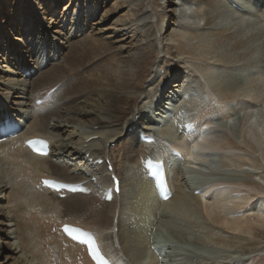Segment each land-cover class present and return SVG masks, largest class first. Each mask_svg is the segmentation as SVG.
<instances>
[{"label":"bare ground","instance_id":"1","mask_svg":"<svg viewBox=\"0 0 264 264\" xmlns=\"http://www.w3.org/2000/svg\"><path fill=\"white\" fill-rule=\"evenodd\" d=\"M14 1L16 8L10 11L7 1L0 0V14L8 8L7 18L11 19L10 29L6 27L9 24L7 21H0V32L3 31L0 33V54L5 52L6 58L8 52L14 50L8 61L16 68V71L11 70L9 65V70L5 71L0 67V126L8 119L23 125L24 129L16 137L0 142V166L3 165L0 168V264H95L89 257L86 246L74 242L62 231L61 227L65 223L93 233L104 253L114 264H146L150 260V255L153 254L150 251L149 233L158 223L157 213L159 216L161 211L163 214L170 211L181 216L197 213L202 209L212 224L219 225L231 233L244 232L246 215L244 212H238L248 199L251 201V195L235 189L237 186L230 181L201 186L202 189L198 190L195 188L194 192L200 191L198 197L190 195L189 191L186 192L181 189L183 186L179 185L183 165L194 169L199 161L204 163L209 160L206 152L222 149L225 151V147L229 152L234 150V146L227 140H214L212 130L208 129L210 121L214 123L212 110H217L223 117L230 110L227 105L219 101L214 102L194 119H187L182 115L181 119H186L187 123L193 126V131H189L181 122L177 127V132L180 131L178 140L167 144L163 142L162 145L158 142L159 147L161 145L160 155L156 151L153 156L151 154L157 147L158 138L160 141H169L173 130H176L173 124H169L168 127H161V134L152 132L150 135L148 131L156 130L154 126L158 125L151 122V129L144 128V109L139 106L141 98L148 93L149 81L158 71V40L162 39L164 52L168 56L174 54L169 47V40L174 35L172 27L175 23L170 24L168 21L171 17L175 18L176 0H114L115 4H112L111 8L121 12V16L110 26L105 15L108 5L102 4L101 0ZM65 1L67 2L57 14V8ZM108 1L104 0V3ZM194 1L197 4V13L205 19L204 24L208 26L207 32L201 33L202 35L194 33L193 30V34L190 33L192 36L190 35L189 39L194 49L206 58L219 54L223 56L224 61L225 58H232L233 61L236 55L233 56V53L239 52V55L242 51L243 59L249 55L252 60L255 59L251 62V65H254L252 68L261 64L264 31L257 30L254 31L255 34H250L248 30L252 31L251 27L258 22H262L264 27V0H234L235 5L226 0ZM99 3L100 6L97 7ZM150 4L163 11V14L158 15V22L149 11ZM252 9L256 11L250 16ZM103 10L104 13L96 19ZM238 12L243 13L242 17H235L236 14H241ZM18 13L21 15L15 17ZM25 16L29 19H24ZM228 18H236L239 21L232 19L234 22L230 27L221 25V22ZM245 23L249 25L247 28ZM114 24L115 27L111 28ZM20 27L25 28L26 32L33 28L39 30L35 39L38 38L42 45H45L42 52L39 46L36 47L37 43H21V46L15 43L14 46L6 44L11 38H15L12 35H15ZM243 27L247 31L242 30ZM123 31H132V36L130 33L124 35ZM19 34L21 33L18 32L17 36ZM16 39L14 42L18 43L20 40ZM92 44H95V47L91 49V55L98 56V59L88 65V71H93L90 77L93 76L95 81L84 79L88 84L80 87L78 84H83H77V78L81 76V73H78L80 67H85L94 59L92 56L84 59L81 53ZM105 55L110 57L101 68H97L99 60ZM238 55V59H242ZM173 59L175 60V57ZM163 62L167 63L168 59L163 58ZM3 63L5 62H0V66ZM14 63L18 65L15 66ZM221 64L223 66V63ZM169 77L176 81L167 80ZM175 77L166 76L165 72V78L154 87L153 94L149 93L147 96L150 103L156 105L158 91L167 82L166 87L172 86V90H167L168 94L163 96L160 102L165 105L167 101L173 102L178 97L177 104L182 101L179 113H183L187 103H199L192 100L191 96L194 99L199 97L196 93L188 91L189 86H185V90L178 93L177 89L182 86L183 81ZM214 77L209 74L208 80L212 82ZM261 78L250 77L246 86H237L235 89L241 95L244 94L245 98L251 99L258 108L264 104V85H261ZM43 80L48 84L42 83ZM260 85V88L256 87ZM89 87L93 92L86 91ZM53 89L55 91L47 95ZM98 90L102 95L99 96ZM38 100L42 101L40 106L36 103ZM168 108L162 112L163 115L170 112ZM27 109L31 110L26 115ZM261 109H249L251 114L247 121L249 133L246 142L253 150L262 144L260 141L264 138V125L259 122L260 111H263ZM63 111L66 112L65 115ZM170 115H173L172 111ZM54 118L57 122L55 121V126L50 129L49 122ZM77 127L80 129L76 130ZM144 136H154L156 142L145 144L141 141ZM33 137H43L50 141L53 149L48 157L33 155L26 148V140ZM65 137L69 138L66 144ZM112 143H115V148L110 147ZM168 146L183 158L175 156ZM193 146L197 151H192ZM185 151L195 156L193 162L184 161V157L188 158ZM262 155L264 159V149ZM148 158L157 162L162 160L166 165V187L172 194L167 201L161 199L154 178H150L145 170L144 162ZM98 159L104 160L105 163L99 165L96 163ZM107 161L113 166V174L121 181L120 193L115 195L111 202H106L101 194L102 188L113 187ZM23 173L24 177H21ZM48 177L68 183L86 182V186L93 189V193L86 196L67 194L66 198L61 199L48 189L37 190V186L42 184V179ZM93 178L97 182H94ZM12 184L14 188L11 190ZM193 200L196 202L193 203ZM6 202L10 205L9 210L5 208ZM247 206L246 212L249 211L250 216L261 218L256 223L263 226L264 194ZM162 224L166 227L168 221H163ZM120 254L128 258V261L119 257Z\"/></svg>","mask_w":264,"mask_h":264},{"label":"rangeland","instance_id":"2","mask_svg":"<svg viewBox=\"0 0 264 264\" xmlns=\"http://www.w3.org/2000/svg\"><path fill=\"white\" fill-rule=\"evenodd\" d=\"M6 1L8 3L7 5L9 7L10 11L16 8V7H14V2H15L14 0H6ZM101 1H102V4H104L105 6L108 5V7H107L108 10L106 12L107 14L105 13V15H107V18H108L107 22H109L108 26H110V25H112V23L117 22V20L121 16V12H116L114 9L111 8L112 4L113 5L115 4L114 0H109L107 3H104V0H101ZM153 1L151 0V2H153ZM66 2L67 1L60 4L59 8H57V14L60 13L62 5L65 4ZM176 2H177V5L175 8H176L177 12H176L175 18L173 19L171 17L168 21V23H170V24L175 23V26L172 27V30L174 32L172 39L174 40V42L172 39L169 40L170 41L169 47H171L170 49H172L174 51V52L172 51L174 53L172 55L175 57V60L173 59L174 57H172V55L168 56V54L166 52H164L163 41H162V39H159L158 40V42H159L158 46H159L160 52L158 55V59L159 58L160 59L157 60L158 61L157 62V66H158L157 70L158 71H156L157 73H155L154 77H152L151 80L149 81V85H148L149 87L147 89L148 93L146 95H144V97L141 98L140 103H139V106H141L144 109L143 110L144 116H145L144 128L148 127L151 129L152 126L149 127V124H151V122H153V123H155V125H158V126H154L155 127L154 129H156L158 131L157 134H159L162 131V128L168 127L169 124H173V126H174L179 121L177 117L175 118V115L173 117V115H170L169 113H166L164 115L162 113L164 110H167V108L171 107V106L172 107L168 108V109L178 110L182 104V101L178 102V104H177V101H179L178 97L173 102L167 101L165 105L162 104L160 102V100L158 101V103L156 105H154V104L150 103V100L147 96V95H149V93L153 94L152 90H154V87L160 81H162L165 78V72H166V76L167 75H170L173 77L176 76L175 78L182 79L181 80V82L183 81L181 83L182 86H180V88L177 89L178 93L183 92V90H185V88H184L185 86L186 87L189 86L188 91L192 92V93H196L199 97V99H194L191 96V99L196 101V102L199 101L200 104L190 102V103H187L185 105L186 111L184 112L183 115L186 116L187 119H190V118L194 119L196 116L200 115V113H203V111L205 109L210 108L214 104V102L219 101V102L227 105L230 108V110L228 111L227 114L223 115V117H222V114L220 112H218L217 110L216 111H215V109L212 110L213 115H214V116H212L214 123H213V121H210L211 124H213V125L210 124L209 125L210 127H208V129L210 131L212 130L214 140L225 139V140H227V142H229V144L231 146H234V150L229 152L227 147H225V151H224V149H222L220 151L219 150L218 151L213 150L212 152L215 153L213 159L211 157H209L208 158L209 160L204 162V163L199 161V164L196 165L197 168H194V169L186 167L187 165H183L181 168L180 176H179V180H180L179 185L183 186V188H181V189H185L186 192L189 191L188 193L190 195L194 194L195 197H198L199 194H196L194 192L195 188H196L195 190H198L200 188L202 189L201 186H210L212 184H216V183L219 184V183H223L224 181H226L227 183L231 182V184L237 186L235 189L242 190L246 195H251L252 198L250 199L251 201H249V199H248L246 201V204L242 208V210L240 212H238V213L244 212V214L246 215L245 221H244V222H246L245 227H244L245 231L243 230L244 232H241V233L240 232H235V233L232 232L231 233V231L226 230L219 225L212 224L208 220L206 214H203L204 212L202 211V209L198 210L197 213H191L190 215H181V216H178V215H176L170 211H167L164 214L161 211L162 213L160 212L159 216L157 213V217L159 218V221L156 224V226L153 227L151 233H149V236H150L149 237L150 238L149 243L151 245L150 251L153 255L152 256L150 255V258H149L150 260L148 262H146V264H216V263L217 264H264V223H263V226L260 225L259 223H256V222H258L259 219L261 220V218H255L253 215L250 216L248 214L249 211L246 212V209H248L247 205L256 199L261 198L264 194V161H263L264 159H263V155H262L263 149H264V138L261 139V141L259 140L260 143H262V144H259L261 147L257 144L258 146L254 150L249 145V143L246 142L247 141L246 136L249 133L248 132L249 129H247V121H248L249 115L251 114L250 110L262 108L261 110H263V111H260L262 116L260 115L259 122L261 125H264V104L262 107L258 108V107H256L255 103L251 99L245 98L244 94L241 95L240 92L235 91L237 86H244V85L246 86L250 77L257 78L258 76H261L262 77L260 79L261 83H262L261 85H264V45H263V53L261 54L262 62L259 66H256L254 68H252L254 65L252 66L251 62L252 61L254 62L255 59L252 60L251 55H249L248 58L246 57L243 59V57H241L242 51H240L239 55H238L239 52L233 53V56L236 54L235 55L236 57L235 56L233 57V61H232V58H230L228 60H227V58H225L226 60L224 61L223 56H221L219 54H217L218 56L216 55V56L212 57L213 59L212 58H206L200 51L193 48L192 41L189 39L190 38L189 36L190 35L192 36L193 31L196 34L202 35L203 33L207 32V30H208V26L204 24L205 19L201 18L200 15L197 13L196 1H194V0H176ZM99 6H100V3L97 4V7H99ZM148 7H149V11L154 16L153 17L154 20L157 21L158 15L163 14V11H160V9L154 7L152 4H150ZM81 8L83 9V5L81 6ZM252 10H250V12H251L249 14L250 16H252L254 14V12L256 11L254 9H252ZM3 13L0 14V21L1 20L3 22L7 21L9 24L6 27L8 29H10L11 28V23H10L11 19L7 18L8 8ZM82 13H83V11L81 12V17H82ZM103 13H104V10L101 11L96 16V19H98V16H100ZM183 13H185V14H183ZM238 13H241V12H238ZM19 15H21V14H19V13L15 14V17H18ZM242 15H243V13L236 14L235 17L240 18V17H242ZM250 18H252V17H250ZM24 19L28 20L29 18H27L25 16ZM232 19H236V18H228L227 20L222 21L221 25L230 27L232 25V23L234 22ZM70 20H72V19H70ZM236 20L239 21V19H236ZM31 21H32V18H31ZM260 23H261V25H258ZM115 25L116 24H114V26H111V28H114ZM204 25L206 26V29H204ZM169 26H172V25H169ZM248 26L249 25H247L245 23V27L247 28ZM21 27L17 28V33L15 35L14 34L12 35V37L14 36L15 38H13V39L11 38V40L7 41L6 44L9 46H11V45L14 46V43H15L18 46H21V43H23V45H26V43H28L30 45H32V43L33 44L37 43L36 47L39 46L41 49V52H42V50H44L43 47H45V45L43 46L42 45L43 43L40 42L38 40V38L35 39V37H37L39 34V32H38L39 30L37 28H33L29 32L28 31L26 32L25 28L23 29ZM245 27H243L242 30L247 31V29ZM251 30L252 31L248 30V32H250V34H255L257 32V30H260L261 32H262V30L264 31V27H263L262 22H258L257 24L255 23V25L251 27ZM170 31L171 30H169V32ZM254 31H256V32L254 33ZM2 32L3 31L1 30L0 33H2ZM12 32H13V30H12ZM18 32L21 33V34H19V36H17ZM191 32H192V34H190ZM127 33L131 34L132 31L124 32V35ZM185 33L189 34V35H186ZM183 34L185 37L183 36ZM131 36H132V34H131ZM15 39L20 40V41H18V43L16 41L14 42ZM0 41H2V37H0ZM88 41H90V40H88ZM171 41H172V43H171ZM261 43H264V41ZM162 45H163V47H162ZM190 45L192 47H190ZM94 47H95V44H92L91 46L85 48L83 50V52L81 53L82 57L84 59L91 57L92 56L91 55V53H92L91 49ZM224 49L226 50V49H230V48H224ZM8 53L9 54L6 58H5V52L0 54V62H3V61L5 62L0 67L5 71L9 70V68L7 67L10 65V63L8 61V57L10 55L11 56L13 55L14 50L12 52L9 51ZM175 53H177V54H175ZM98 54H100V52H98ZM200 54H201V56H200ZM175 55H177V57ZM237 55L240 56L242 59H238ZM109 57H110V55H105L104 58H101L98 62L99 66L97 68H101L103 66L104 62H106V60ZM221 57H222L223 61L221 60ZM42 58H43V55H42ZM91 58H94V59L90 60V62L86 64L87 66L85 65V67H80L81 69L79 68L80 71L78 73L79 74L81 73L80 74L81 76H78L77 84L83 83V84H78L80 87H83L84 85L86 86L88 84L86 82V80H89V81L94 80L93 76L90 77V75H91L90 73L93 71H90V72L88 71V68H89L88 65L94 63V61H96L98 59V56L93 55ZM163 58H167L168 62L164 63ZM246 59H247V61H246ZM210 60H211V62H209ZM212 61H213V64H212ZM225 62H227L228 64ZM221 63H223V66H224V64H225V66L226 65L227 66L223 67ZM242 63L243 64L247 63V64H246V66H244ZM14 65L16 66L18 64L14 63ZM260 66H261V68H260ZM242 67H246V68H242ZM10 68H11V70L16 71V68L14 66L10 65ZM96 72L100 73L99 71H96ZM9 73L12 74L11 71H9ZM261 73H263V74L260 75ZM87 74H89L88 78H86ZM209 74H211V75L213 74L215 76L212 82H210L208 80ZM246 76H247V78H246ZM84 79H86V80H84ZM43 81H42V83H44V84L47 83L45 80H43ZM173 81H176V80L173 79ZM261 85L256 86V87L260 88ZM226 86L228 89L226 88ZM90 88L91 87L86 89V91L88 90V93H89V91H91ZM171 88L172 87H169V88L167 87V90H169ZM190 88L192 91L190 90ZM224 88H225V90H224ZM217 89H218V91H216ZM84 91L85 90H83V92ZM169 91H167V93ZM91 92H93V91H91ZM189 92H187V93H189ZM51 93H52V91L49 92L47 95H50ZM236 93H238V94H236ZM98 94H99V96L102 95V94H100V91ZM241 96L243 97L242 99H241ZM213 97L215 99L218 98V100H215ZM209 98H211V99H209ZM225 98H227V99L225 100ZM221 99L224 102H222ZM28 100H29V98H28ZM210 101H212V102H210ZM250 102H253V103L250 104ZM263 102H264V96H263ZM242 104L244 107L242 106ZM37 105L40 106L39 103H37ZM187 106H188V108H187ZM196 106H198V107L196 108ZM165 107H167V108H165ZM27 110H29V111H27ZM27 110H26V115L29 114L31 109H27ZM156 113H158V114L156 115ZM65 114H66V112L63 111V115H65ZM159 114H161V115H159ZM226 115L228 117H226ZM29 118H30V116H29ZM29 118H28V120H29ZM155 120H157L158 122ZM208 120H209V117H208ZM55 121L57 122V119H55V118L50 120V122H49L50 123V129H52L55 126V124H56ZM159 121H160V123H159ZM165 121H167V123H165ZM244 124H246V125H244ZM77 129L79 130L80 127H77L76 130ZM202 129H201V131H202ZM159 130H161V131H159ZM173 131H174L173 135L168 138L169 141H160L159 138L157 139V143H156L157 147H155L153 149V151L151 153L152 156L155 153V151H156V153L160 152L159 148L161 147L162 144L173 143V142H176L178 140V136H179V132H177L178 129L176 128V130H173ZM148 133H150V135L153 134L152 131H148ZM157 136H159V135H157ZM68 139L69 138H67V137L64 138L65 144L67 142H69ZM171 140H173V141H171ZM255 141H257V138L255 139ZM158 142L159 143L161 142L160 147L158 145ZM110 147L115 148V143H112V145ZM69 160H72V159H69ZM2 167H3V165L0 166V168H2ZM108 174H109V172L105 175L107 176ZM21 177H24V173L21 175ZM226 182H224V183H226ZM12 186H13V184L10 186L11 190H12V188H14ZM39 187L40 186H37V190L40 189ZM195 202H196V200H193V203H195ZM8 205L9 204H7V202H6V204H5L6 207L4 206L5 208H8L7 210H9V207H10V205H9V207H8ZM163 221H168V224L166 225V227L165 226L163 227V224H162ZM159 224H161V225H159ZM120 256L125 261H128V258L124 257L122 254H120L119 257ZM133 263H135V262H132L131 264H133Z\"/></svg>","mask_w":264,"mask_h":264},{"label":"snow or ice","instance_id":"3","mask_svg":"<svg viewBox=\"0 0 264 264\" xmlns=\"http://www.w3.org/2000/svg\"><path fill=\"white\" fill-rule=\"evenodd\" d=\"M181 115H183V114H181ZM187 127L189 129H191L193 126L191 124H188ZM43 143L44 142H42V141H36L31 146L35 147V144H43ZM168 147L175 156H178V157L180 156V153L176 152L175 149H171L170 146H168ZM192 151L193 152L196 151L195 146H193ZM40 154H44V153L41 152ZM188 158L190 160L195 159V156L189 155ZM144 163H145L146 169H153L154 168V164H153L152 160L149 159V160L145 161ZM158 167L160 169L159 187L162 191L165 192V199H167V188H166V182L164 180L163 163L161 162L158 165ZM153 174H155V173H153ZM43 183L46 187H50V188L57 189V190L60 188L68 187L67 185L58 184L52 180H45ZM71 190L76 191L77 189L73 188ZM80 190L85 191V189H80ZM117 190H119L118 189V182H117ZM110 198L111 197L109 196V199ZM63 230L72 240L76 241L77 243H79L81 245L87 246L88 252H89L92 260L95 261V264H112V262L108 258H106L104 256V254L102 253L100 245L97 242V239L94 235H92L91 233L85 232L81 229L70 227L68 225H65Z\"/></svg>","mask_w":264,"mask_h":264}]
</instances>
